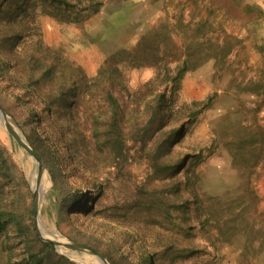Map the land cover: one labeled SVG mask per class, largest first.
Returning <instances> with one entry per match:
<instances>
[{
	"label": "rangeland",
	"instance_id": "1",
	"mask_svg": "<svg viewBox=\"0 0 264 264\" xmlns=\"http://www.w3.org/2000/svg\"><path fill=\"white\" fill-rule=\"evenodd\" d=\"M94 1L97 12L64 14L76 23L37 9L13 53L20 63L42 47L88 79L105 65L118 68L126 89L113 91L123 115L119 139L108 140L104 122L92 125L109 113L103 84L77 106L49 108L48 87L29 85L11 67L13 56L0 53L8 65L0 107L49 181L39 192L40 221L56 239L86 245L109 264H264V156L259 161L251 144L264 130V101L249 92L264 71V14L240 20L219 7L224 0ZM244 1L264 13V0ZM179 68L185 72L175 82ZM156 94L171 111L163 131L175 134L164 147L157 131L148 142L132 140ZM157 157L172 169L157 171ZM36 172L0 129V211L12 215L0 225L6 258L48 243L33 224Z\"/></svg>",
	"mask_w": 264,
	"mask_h": 264
},
{
	"label": "trees",
	"instance_id": "2",
	"mask_svg": "<svg viewBox=\"0 0 264 264\" xmlns=\"http://www.w3.org/2000/svg\"><path fill=\"white\" fill-rule=\"evenodd\" d=\"M84 1H87V5L86 7H81ZM75 2L76 3L73 4L69 0H0V53L3 55H5V52L8 53V55H6L7 59L13 56L15 61L12 59L10 63L11 67L15 69L19 75L25 77L29 85L31 84L35 89H37L40 84H43L46 88L48 87L46 102L49 108H57L59 104H63V107L68 108L69 106L72 107L71 105L73 104L77 106L80 100L90 95L91 88L100 89L103 84L102 90L104 93L100 94V96L104 99L109 113L106 117L102 115L99 117L94 116L92 118V125L95 130L100 126L101 122H104L110 130L106 133L108 140L119 139L123 115L116 97L113 95V91L116 89L115 87L121 91H125L126 89L125 87L120 88L122 86L123 77L118 68L110 69L108 65H105L99 70L96 77L88 79L80 70H71V72H69L67 69H63L61 64L67 66V63L63 61L60 63L58 59L49 56L47 50H44L42 47H38L39 49L31 47L30 51L27 52V55L23 57V61L20 63L16 61L17 56L13 53V49L18 48L22 44L24 38L29 36V27H27V25H32L34 23L37 9H39L42 14L50 16L59 22L76 23L78 19H69L64 14L67 12L74 14L75 8L76 10L79 9L81 13H94L97 12L100 5V3L94 0H75ZM219 7L224 9L227 13L231 12L236 18L246 21L257 20L264 14L259 6L251 5L244 0H238L237 2L234 0H224ZM7 69L8 65L6 62L0 61V72L7 73ZM183 72H185L183 68L177 69L176 78L173 80L177 82L181 78ZM34 75H36L37 78H33ZM104 77H108V80L104 81ZM27 78L31 79V82H29ZM49 80L57 81V85L54 88H50L48 83ZM88 83H92L93 86L90 87ZM43 85L40 86L41 89L44 87ZM254 87L255 89L249 92L254 93L256 96H262L264 101V71L262 77ZM49 94L51 98H49ZM165 102L162 94H156L152 99L144 103L145 114L149 117V120L142 129L135 131L138 137L132 140L148 142L152 140V136L155 131H157L160 135V137L157 138V147H164L167 140L169 143L171 142L175 134L169 138L163 131L165 119L171 112L165 106ZM205 104L208 105V103ZM138 121L139 120L136 119V123ZM152 123L154 124L152 125ZM257 130V133L254 135V143L251 144L254 147H258V160L260 161L264 156V130L260 127H258ZM163 164L164 161H159V157H157V171L158 169L163 171L172 169L170 165ZM191 195H193L192 200H194V194ZM11 217V214L0 211V225L2 226V220L4 218ZM5 250L6 247L1 245L0 264H74L64 256L58 255L50 243H41V245L39 244V247L33 251L25 250L17 259H12V257L6 258L4 256Z\"/></svg>",
	"mask_w": 264,
	"mask_h": 264
},
{
	"label": "water",
	"instance_id": "3",
	"mask_svg": "<svg viewBox=\"0 0 264 264\" xmlns=\"http://www.w3.org/2000/svg\"><path fill=\"white\" fill-rule=\"evenodd\" d=\"M0 118H2V123H0V129L4 130L12 139L13 141L26 153V155L35 162L37 166V175L39 178H41L44 174V165L40 161L37 154L33 151L29 143L26 141L24 136L22 135L21 131L13 121V119L9 116V114L0 107ZM38 194L36 190H32V198H31V210L33 215V224L36 227L39 234V229H43V225L39 221V204H38ZM46 231V230H45ZM46 242L50 243L56 252H58L60 255L64 256L68 260H70L73 263L81 264L77 261H75L73 258L68 256V253L70 252H80V256H86L91 257L97 260L100 264H109L107 259L95 252L90 247L80 244V243H74V242H63L60 241L47 233V236H43Z\"/></svg>",
	"mask_w": 264,
	"mask_h": 264
},
{
	"label": "bare ground",
	"instance_id": "4",
	"mask_svg": "<svg viewBox=\"0 0 264 264\" xmlns=\"http://www.w3.org/2000/svg\"><path fill=\"white\" fill-rule=\"evenodd\" d=\"M0 123H2V118H0ZM44 174L41 178L38 177V175L36 176L35 179H33L34 182V187L33 190L37 191L38 197H39V192L43 193L45 192V190L47 189L48 185H49V181L47 178H44ZM40 221V219H39ZM41 222V221H40ZM42 224V222H41ZM43 225V224H42ZM43 229H39V231L42 233L43 236H47V233H49L50 236L54 237V235H52L47 228L43 225ZM55 238V237H54ZM71 258H73L75 261L81 263V264H100L97 260H95L94 258L91 257H86V256H79L78 258L72 257L71 255H69Z\"/></svg>",
	"mask_w": 264,
	"mask_h": 264
}]
</instances>
